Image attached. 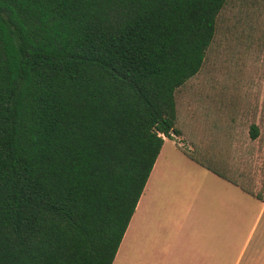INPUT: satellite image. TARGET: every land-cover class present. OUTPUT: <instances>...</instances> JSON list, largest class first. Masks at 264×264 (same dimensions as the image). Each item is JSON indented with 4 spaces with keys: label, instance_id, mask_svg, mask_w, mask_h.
<instances>
[{
    "label": "trees",
    "instance_id": "16d2710c",
    "mask_svg": "<svg viewBox=\"0 0 264 264\" xmlns=\"http://www.w3.org/2000/svg\"><path fill=\"white\" fill-rule=\"evenodd\" d=\"M226 1L0 0V264L112 263Z\"/></svg>",
    "mask_w": 264,
    "mask_h": 264
},
{
    "label": "crops",
    "instance_id": "0c3cea01",
    "mask_svg": "<svg viewBox=\"0 0 264 264\" xmlns=\"http://www.w3.org/2000/svg\"><path fill=\"white\" fill-rule=\"evenodd\" d=\"M256 86L262 89L250 106L235 97L234 111L218 117L180 121L177 110L179 133L163 137L111 264L136 231L141 254H154L148 262L264 264V79Z\"/></svg>",
    "mask_w": 264,
    "mask_h": 264
},
{
    "label": "rangeland",
    "instance_id": "374dc122",
    "mask_svg": "<svg viewBox=\"0 0 264 264\" xmlns=\"http://www.w3.org/2000/svg\"><path fill=\"white\" fill-rule=\"evenodd\" d=\"M253 61L257 63L252 65ZM260 79H264V0H228L218 14L216 33L200 70L175 90L177 119L185 120L191 114L218 117L220 111H234L235 97L250 106L262 89L256 86ZM170 221L172 229L174 222ZM137 234L130 236L117 264H160L147 261L155 259L153 253L151 257L141 254Z\"/></svg>",
    "mask_w": 264,
    "mask_h": 264
}]
</instances>
